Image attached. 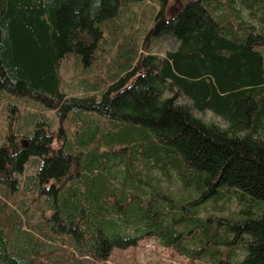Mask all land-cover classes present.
Here are the masks:
<instances>
[{"label":"trees","instance_id":"16d2710c","mask_svg":"<svg viewBox=\"0 0 264 264\" xmlns=\"http://www.w3.org/2000/svg\"><path fill=\"white\" fill-rule=\"evenodd\" d=\"M108 1L0 0V91L33 98L61 119L75 114L86 128L76 129V143L60 137L54 151L47 121L32 119L23 147L9 136L0 145L5 184L15 191L16 175L38 159L31 178L39 196L48 197L52 229L85 242L99 259L153 237L190 261L264 264V58L258 50L264 46V0H186L170 17L161 0L145 39H171L175 48L164 55L140 51L133 63L134 49L131 63L99 94L68 96L60 90L61 61L75 55L91 64L101 23L118 11L119 0ZM238 5L260 29L240 19ZM208 110L227 125L203 118ZM87 114L117 123L125 140L115 141H127L130 149L126 160L97 152L98 123L87 122ZM137 154L144 164L165 159L196 196L179 200L153 188L143 198L108 188L98 160L111 156L130 172ZM230 187L239 193H225ZM225 196L222 201L234 197L242 205L236 216L199 214L202 203ZM7 210L0 200V264H33L36 242L11 213L14 230L32 245L11 244L1 213Z\"/></svg>","mask_w":264,"mask_h":264},{"label":"rangeland","instance_id":"374dc122","mask_svg":"<svg viewBox=\"0 0 264 264\" xmlns=\"http://www.w3.org/2000/svg\"><path fill=\"white\" fill-rule=\"evenodd\" d=\"M113 1L109 0L108 5L113 4ZM160 1L119 0L117 13L101 23L102 38L91 64L84 65L80 57L75 55L68 56L61 61L59 67L60 90L68 96L99 94L112 80L122 74L120 71L123 64L131 63L129 58L133 57L134 49L136 53L132 60L133 63L137 60L140 51L142 55L146 53L164 55L165 52L173 50L175 44L171 39L152 40L149 38L148 41L145 39L153 26L155 14L159 11ZM184 1L186 0H166L164 15L170 17L176 14ZM237 9L240 12V19L250 24H256L258 29L261 28L258 20L250 16L248 9L241 8L240 5ZM231 19L233 22L238 21L234 14ZM258 50L264 58V46L259 47ZM179 100L187 102V99L183 97ZM75 116L77 115L68 114L61 119L54 109L46 108L42 103L34 101L33 98L17 97L0 91V145L9 143L7 139L9 136L15 146L23 147L26 141L22 135L30 134L29 127L32 119L47 121V129L53 137L51 147L54 151L61 147L63 139L61 140L60 137L76 143L74 133L81 127L83 128L85 124L82 119L75 122L73 119ZM201 116L208 121L217 122L221 126L227 125L225 119L209 110ZM89 120H96L98 123L97 139L100 140V147L98 145L97 152L118 153L126 160L130 149L128 146H124L128 145L127 141H115L124 139L118 133L117 123L94 114L86 115V121L89 122ZM84 129L86 128L84 127ZM134 135H136L135 132ZM104 138L115 142L107 145ZM72 147L75 151L80 148L73 143ZM87 147L91 146L81 148ZM85 150L87 151V149H83V151ZM136 156L139 160L132 165L130 172H126L124 164L113 161L111 156L104 160H98L97 172L108 178V188L134 195L138 193L143 198H146L153 188L164 193H171L179 200H189L196 196L194 190L187 189L188 186L183 183L176 170L165 164V159L157 164H153V160L150 159L148 164H144L140 154ZM37 166L38 159H30L25 164L23 172L16 175L19 184L15 191L10 190L5 184L4 177L0 175V200L8 209L6 213L1 212L5 219L4 229L15 248L29 250L32 244L25 241L26 237L18 236L13 227L15 217L10 214L14 213L17 219H21L22 229L28 231L36 242L35 253L31 259L33 264H213L208 260L190 261L173 252L172 249L164 247L159 240L153 237L139 240L136 246L126 249L114 248L106 259L93 256L87 250L85 242H76L69 236V233L64 232L59 226L52 229L49 221L51 209L48 207V197L39 196L33 178H31ZM94 182L97 183L96 180ZM192 183L196 185L197 181ZM224 190L225 193H239L233 191L236 189L232 187L228 191ZM210 199L213 200V198ZM211 200L199 206L201 216L234 217L242 206L234 197L227 201H222L226 200V196L217 202ZM63 224L65 228L69 227L66 222ZM238 254L241 255V250Z\"/></svg>","mask_w":264,"mask_h":264}]
</instances>
